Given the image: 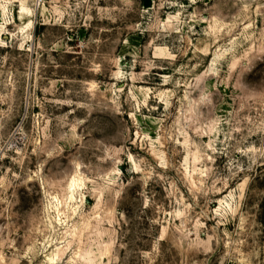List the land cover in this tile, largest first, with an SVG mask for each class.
Returning a JSON list of instances; mask_svg holds the SVG:
<instances>
[{"label":"rangeland","instance_id":"obj_1","mask_svg":"<svg viewBox=\"0 0 264 264\" xmlns=\"http://www.w3.org/2000/svg\"><path fill=\"white\" fill-rule=\"evenodd\" d=\"M0 264H264V0H0Z\"/></svg>","mask_w":264,"mask_h":264}]
</instances>
